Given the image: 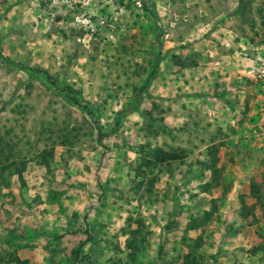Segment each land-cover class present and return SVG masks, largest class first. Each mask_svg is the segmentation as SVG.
Wrapping results in <instances>:
<instances>
[{"label": "rangeland", "instance_id": "1", "mask_svg": "<svg viewBox=\"0 0 264 264\" xmlns=\"http://www.w3.org/2000/svg\"><path fill=\"white\" fill-rule=\"evenodd\" d=\"M262 70L264 0H0V264H264Z\"/></svg>", "mask_w": 264, "mask_h": 264}, {"label": "trees", "instance_id": "2", "mask_svg": "<svg viewBox=\"0 0 264 264\" xmlns=\"http://www.w3.org/2000/svg\"><path fill=\"white\" fill-rule=\"evenodd\" d=\"M160 53H158L155 56L153 66L151 70L147 73L144 81L142 82L141 86L139 87V93L145 92L149 85L151 84V81L153 80L157 66L160 61ZM73 103L80 106L79 101H76L75 99H72ZM156 105L153 106V108L146 112V118L145 123L148 132L144 133V141L143 143H140L138 146V149L136 150L137 153H139L141 156V159L147 160L148 163L152 164H158V165H166L170 164L174 161H183L186 157V153L183 149H164L159 145L153 144L155 139L159 134H161V130L163 129V126L160 125L162 118H158L156 116L152 115V112L154 111V108ZM155 128V129H154ZM63 136V135H62ZM66 136V135H64ZM66 143H70V139H65ZM2 145L0 144V151H2ZM11 152V151H9ZM207 155L209 156V160L207 163V169L210 172V178L209 181L205 182L203 186L201 187L204 192H208L209 188L211 186H223V180L225 177H223V171L224 168L218 164L219 159L217 156V149H215L214 146H209L207 149ZM3 164V163H2ZM1 162H0V169H1ZM255 183H251V193L256 195L258 192L256 191ZM227 187H229L227 185ZM226 191V189H225ZM216 199H212V202H215ZM212 214V210L205 211L204 214H202L203 219L207 220ZM204 224V221H201L200 219L193 217L189 220L187 224V230H196L202 227ZM191 242H187V251L183 254L182 262L180 264H201L202 257L201 255L195 250L202 242L201 237L196 238H190ZM172 264H177L173 262Z\"/></svg>", "mask_w": 264, "mask_h": 264}, {"label": "built area", "instance_id": "3", "mask_svg": "<svg viewBox=\"0 0 264 264\" xmlns=\"http://www.w3.org/2000/svg\"><path fill=\"white\" fill-rule=\"evenodd\" d=\"M261 72H262L261 74H264V73H263V70H262Z\"/></svg>", "mask_w": 264, "mask_h": 264}]
</instances>
